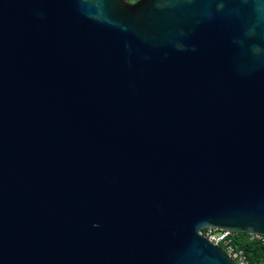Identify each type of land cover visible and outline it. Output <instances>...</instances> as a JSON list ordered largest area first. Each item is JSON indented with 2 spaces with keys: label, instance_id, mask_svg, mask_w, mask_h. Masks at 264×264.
<instances>
[{
  "label": "water",
  "instance_id": "obj_1",
  "mask_svg": "<svg viewBox=\"0 0 264 264\" xmlns=\"http://www.w3.org/2000/svg\"><path fill=\"white\" fill-rule=\"evenodd\" d=\"M264 235V0H0V264H237Z\"/></svg>",
  "mask_w": 264,
  "mask_h": 264
},
{
  "label": "trees",
  "instance_id": "obj_2",
  "mask_svg": "<svg viewBox=\"0 0 264 264\" xmlns=\"http://www.w3.org/2000/svg\"><path fill=\"white\" fill-rule=\"evenodd\" d=\"M232 245L242 250L246 264H264V235H251L243 231L233 232ZM222 248H224L221 245Z\"/></svg>",
  "mask_w": 264,
  "mask_h": 264
},
{
  "label": "built area",
  "instance_id": "obj_3",
  "mask_svg": "<svg viewBox=\"0 0 264 264\" xmlns=\"http://www.w3.org/2000/svg\"><path fill=\"white\" fill-rule=\"evenodd\" d=\"M203 234L214 244L221 245L222 248L237 264H246V256L242 250H237L232 245V234L233 231L227 229H217V228H204L202 230ZM259 236V235H257Z\"/></svg>",
  "mask_w": 264,
  "mask_h": 264
},
{
  "label": "rangeland",
  "instance_id": "obj_4",
  "mask_svg": "<svg viewBox=\"0 0 264 264\" xmlns=\"http://www.w3.org/2000/svg\"><path fill=\"white\" fill-rule=\"evenodd\" d=\"M130 1H134V0H130Z\"/></svg>",
  "mask_w": 264,
  "mask_h": 264
}]
</instances>
